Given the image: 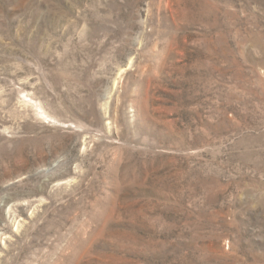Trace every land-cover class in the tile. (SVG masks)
Wrapping results in <instances>:
<instances>
[{"label":"rangeland","instance_id":"374dc122","mask_svg":"<svg viewBox=\"0 0 264 264\" xmlns=\"http://www.w3.org/2000/svg\"><path fill=\"white\" fill-rule=\"evenodd\" d=\"M0 264H264V0H0Z\"/></svg>","mask_w":264,"mask_h":264}]
</instances>
